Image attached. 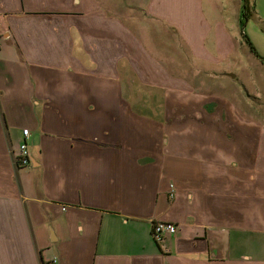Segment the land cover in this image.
<instances>
[{
	"label": "crops",
	"instance_id": "crops-1",
	"mask_svg": "<svg viewBox=\"0 0 264 264\" xmlns=\"http://www.w3.org/2000/svg\"><path fill=\"white\" fill-rule=\"evenodd\" d=\"M241 11L0 0V264H264V59L243 62ZM156 220L178 228L161 245Z\"/></svg>",
	"mask_w": 264,
	"mask_h": 264
},
{
	"label": "rangeland",
	"instance_id": "rangeland-1",
	"mask_svg": "<svg viewBox=\"0 0 264 264\" xmlns=\"http://www.w3.org/2000/svg\"><path fill=\"white\" fill-rule=\"evenodd\" d=\"M255 7H256L255 9L251 8L249 10V17L245 19L244 15L242 14V11H244V0H240V10H242L241 20L245 23V24L241 23L240 27H242V30L245 31L244 33L248 36V38H250L251 42H253L254 46L256 47L258 53L264 59V21L263 20L260 21L257 18L258 16H260V18L262 17L264 19V0H257V5ZM241 46H243V48H241L239 52L245 64L249 62L248 60L249 56H252V58H254L255 60L258 59L256 55L254 56L253 53L251 52L249 45L247 46L246 43H243L241 44ZM252 100L253 101L249 100L252 104L251 109L255 107L260 108L259 107L261 104L260 101H257V99H252Z\"/></svg>",
	"mask_w": 264,
	"mask_h": 264
},
{
	"label": "built area",
	"instance_id": "built-area-1",
	"mask_svg": "<svg viewBox=\"0 0 264 264\" xmlns=\"http://www.w3.org/2000/svg\"><path fill=\"white\" fill-rule=\"evenodd\" d=\"M1 36V33H0ZM2 44L0 42V48ZM29 134L30 130L26 129L23 131L24 140L21 141L18 154H17V165L21 168L27 167L30 165V152H29ZM175 190L173 186H171L170 191V197H175ZM177 225L174 222H165V221H159L156 220L153 224V231L152 236L155 239L156 242H158L160 245L164 241V239L177 232ZM56 262V261H54Z\"/></svg>",
	"mask_w": 264,
	"mask_h": 264
},
{
	"label": "trees",
	"instance_id": "trees-1",
	"mask_svg": "<svg viewBox=\"0 0 264 264\" xmlns=\"http://www.w3.org/2000/svg\"><path fill=\"white\" fill-rule=\"evenodd\" d=\"M249 0H244V11H243V15L244 18L247 19L249 17V10H250V5H249ZM242 24H245L242 21ZM246 41L248 43V45L250 46V50L253 54H255L258 58L262 59V57L260 56V54L258 53L256 47L254 46L253 42H251L250 38H248L246 36Z\"/></svg>",
	"mask_w": 264,
	"mask_h": 264
}]
</instances>
